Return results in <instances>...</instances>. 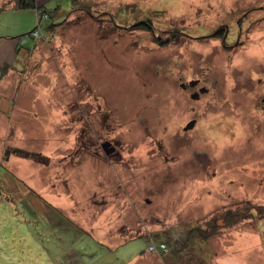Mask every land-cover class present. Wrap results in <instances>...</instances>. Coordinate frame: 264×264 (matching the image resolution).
Wrapping results in <instances>:
<instances>
[{
  "label": "rangeland",
  "instance_id": "374dc122",
  "mask_svg": "<svg viewBox=\"0 0 264 264\" xmlns=\"http://www.w3.org/2000/svg\"><path fill=\"white\" fill-rule=\"evenodd\" d=\"M42 5L0 0V264H264L222 220L264 207V0Z\"/></svg>",
  "mask_w": 264,
  "mask_h": 264
},
{
  "label": "trees",
  "instance_id": "16d2710c",
  "mask_svg": "<svg viewBox=\"0 0 264 264\" xmlns=\"http://www.w3.org/2000/svg\"><path fill=\"white\" fill-rule=\"evenodd\" d=\"M13 5H14V8H16V9H30V8L35 9L36 11H38L37 15L41 14V12H42V10L44 8V5L39 4L38 0H13ZM39 11H41V12L39 13ZM39 22H41V19L39 20ZM134 26L136 28H144V29H147L148 27L151 28V24L145 22L144 20L136 21ZM33 32H34V30L30 32L31 35H34ZM19 41H20V43H19L20 46H22L23 42L21 41V39ZM18 49H19V46H17V50ZM10 67H13V66L9 65V64H4L3 66L0 67V70L3 71V74H5ZM9 151L10 150L7 151V155L9 154ZM14 151L16 153H19V154L22 152V150H19V149L18 150H14ZM27 156H29V157L31 156L32 158H35V159L36 158L39 159V158L42 157V155L40 153H35V152H34V154H29L28 153ZM254 211H256L258 214L262 215L264 213V207L263 206H250L249 209H247L246 211H244V212L240 211V212H236V213H233V211H226V212H224L222 214L223 224H225V225L229 224V226H231V222H237V221H241V220H244V219H248V218L252 217ZM213 221H214L213 225H210V224L208 225V226L212 227L211 234H215L216 233V229L218 228V223L220 222V220H218V219L215 220V218L213 219ZM209 234H207L205 237H208ZM159 239H160V241H158V238H156V239H154V238L152 239L151 238V244L154 245L156 247V249L160 253H162V251H164V250L161 249L160 245L162 243H166L167 242V238L161 237ZM165 251H169V247H167V250H165Z\"/></svg>",
  "mask_w": 264,
  "mask_h": 264
},
{
  "label": "crops",
  "instance_id": "0c3cea01",
  "mask_svg": "<svg viewBox=\"0 0 264 264\" xmlns=\"http://www.w3.org/2000/svg\"><path fill=\"white\" fill-rule=\"evenodd\" d=\"M47 0H38L39 4H44ZM22 46L25 47L26 43L25 40L21 39ZM20 43L19 40H16V43L14 40H0V67L3 66L4 64H9L11 65V63H15L16 60V51H17V46ZM24 49H22L20 52L22 53H26V51H24ZM13 66V65H12ZM142 255V253H141ZM141 255L137 256L134 258V261H136L137 258H139ZM142 257V256H141Z\"/></svg>",
  "mask_w": 264,
  "mask_h": 264
},
{
  "label": "water",
  "instance_id": "95a60500",
  "mask_svg": "<svg viewBox=\"0 0 264 264\" xmlns=\"http://www.w3.org/2000/svg\"><path fill=\"white\" fill-rule=\"evenodd\" d=\"M199 80H195L192 82V86L195 85ZM206 88V87H205ZM205 88H201L199 91L197 92H194L192 94V98L194 99H198L200 96H201V93H204L206 91ZM196 124V119H193L191 120L185 127H184V130L187 131V130H190V129H193L194 126ZM103 145L107 148L108 146L111 145V142L110 141H106L105 143H103ZM115 151V147H111L107 152H114ZM147 202H150L149 199H147Z\"/></svg>",
  "mask_w": 264,
  "mask_h": 264
},
{
  "label": "flooded vegetation",
  "instance_id": "af4514ba",
  "mask_svg": "<svg viewBox=\"0 0 264 264\" xmlns=\"http://www.w3.org/2000/svg\"><path fill=\"white\" fill-rule=\"evenodd\" d=\"M192 82L193 81H195V80H191ZM190 80L188 81V82H183V83H181V86L183 87V89H187V88H189L190 86L192 87V88H194V92H197L199 89H201V88H205L206 87V85L203 83V84H201V80L199 79V82H197L195 85H191L192 84V82H191ZM190 84V85H189ZM206 89V91L205 92H208L209 91V89L208 88H205Z\"/></svg>",
  "mask_w": 264,
  "mask_h": 264
},
{
  "label": "built area",
  "instance_id": "2783aa9c",
  "mask_svg": "<svg viewBox=\"0 0 264 264\" xmlns=\"http://www.w3.org/2000/svg\"><path fill=\"white\" fill-rule=\"evenodd\" d=\"M160 246L163 247L164 246V243H162ZM151 247H155V246L151 244L150 245V249H151ZM164 250H167V248H165Z\"/></svg>",
  "mask_w": 264,
  "mask_h": 264
}]
</instances>
